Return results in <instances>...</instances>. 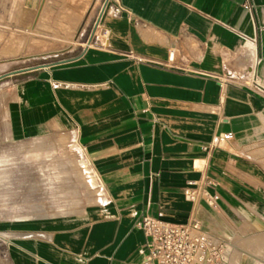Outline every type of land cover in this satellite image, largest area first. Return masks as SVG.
<instances>
[{
  "label": "crops",
  "instance_id": "0c3cea01",
  "mask_svg": "<svg viewBox=\"0 0 264 264\" xmlns=\"http://www.w3.org/2000/svg\"><path fill=\"white\" fill-rule=\"evenodd\" d=\"M86 1L78 37L99 19L106 46L35 66L0 62V140L73 136L101 202L79 219L10 232L0 264H149L145 215L186 223L198 210L231 238L230 255L237 236L263 235L264 0ZM226 132L230 141L203 149ZM206 163L216 209L184 193Z\"/></svg>",
  "mask_w": 264,
  "mask_h": 264
},
{
  "label": "rangeland",
  "instance_id": "374dc122",
  "mask_svg": "<svg viewBox=\"0 0 264 264\" xmlns=\"http://www.w3.org/2000/svg\"><path fill=\"white\" fill-rule=\"evenodd\" d=\"M10 1L14 2L0 0L1 66L8 60L17 66L50 63L83 49L86 39L78 34L89 1L34 0L36 5L29 7L21 5L25 0H16L17 6H8ZM3 86L5 80L0 82L1 115ZM4 137L0 140V257L7 254L10 232L41 231V224L47 222L79 219L89 205L101 202L100 188L94 186L73 136L57 134L20 142ZM260 158L264 167V155ZM24 221L33 224L26 228L20 225ZM256 241L263 243L264 233L237 236L229 264H264V248L254 254L250 246Z\"/></svg>",
  "mask_w": 264,
  "mask_h": 264
},
{
  "label": "built area",
  "instance_id": "2783aa9c",
  "mask_svg": "<svg viewBox=\"0 0 264 264\" xmlns=\"http://www.w3.org/2000/svg\"><path fill=\"white\" fill-rule=\"evenodd\" d=\"M109 35L110 29L98 19L83 43V49L106 46ZM168 59L174 61V50L169 52ZM253 82L259 85L255 75ZM232 138L231 132L216 135L203 149L210 154L220 147L221 141ZM201 171L200 180L190 181L184 193L195 205L200 206L203 202L209 208L216 209L220 196L208 190L209 186L215 184L208 174V163L201 166ZM140 224L146 236L142 252L149 264H229L231 238L222 230L208 227L198 215V210L186 223H173L145 215Z\"/></svg>",
  "mask_w": 264,
  "mask_h": 264
}]
</instances>
